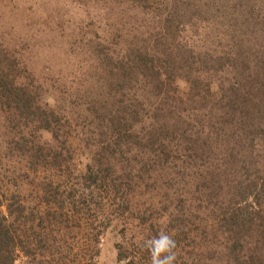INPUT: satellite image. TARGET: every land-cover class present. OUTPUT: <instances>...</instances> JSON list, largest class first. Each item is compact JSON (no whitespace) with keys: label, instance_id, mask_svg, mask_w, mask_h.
<instances>
[{"label":"trees","instance_id":"obj_1","mask_svg":"<svg viewBox=\"0 0 264 264\" xmlns=\"http://www.w3.org/2000/svg\"><path fill=\"white\" fill-rule=\"evenodd\" d=\"M186 5L185 0H175L169 12L174 15ZM141 6L150 8L152 3L142 0ZM206 7L209 12L211 4L207 2ZM200 11L205 10L189 8L181 19ZM168 26L170 30L174 28L173 22ZM219 41H216L218 46ZM106 49L101 48L99 53L107 63L112 58L109 65L119 74L114 78L117 85L124 83L129 87L146 75H161L156 67V55L130 50L119 57L117 53H109L110 47ZM220 50L221 58L213 55L209 61L206 59L209 55L203 57V65L213 66L214 73L204 66L198 70L196 62L200 60H193L192 54L183 66L190 65L189 72L194 73L192 91L201 94L202 87H206L207 93L197 94L202 102L199 108H208L203 100L209 102L206 100L209 96L221 92L220 95H233L231 114L225 118L228 134L224 133V137L214 134L208 128L211 121L203 116L190 122L192 125H187L180 136L173 137L169 125L165 128L159 122L157 126L156 120L161 115L147 107L149 99L146 102V95H137L138 90L134 91L135 95H122L117 103L113 96L109 100L86 95L85 84L71 97L67 114L47 107L39 101L35 88L27 82L20 83L26 67L0 41V111L5 115L2 128L5 150L7 156L17 157L20 168L24 167V171L0 181V264H16L20 255L26 257V264H99L96 261L99 245L113 217L124 219L125 225L120 229L124 238H132L139 228L148 230L147 237L157 235L161 229L171 235L177 243L174 264H185V254L191 261L205 264H264L258 243L255 249H247L251 234L264 227L259 209L264 203L261 199L264 181H252L249 163L242 161L243 152L233 145L235 141L229 140L234 137L233 131H227L234 121L240 139L237 146L241 148L264 136L263 124H250L251 130L246 133L247 125L244 128V123L236 122L234 98L239 95V83H244L241 78L255 66L240 61L243 48L232 54L227 49ZM202 71L210 80L202 79L199 74ZM173 72V69L166 71L167 78H172ZM228 74L234 80L233 88L223 85ZM260 92L264 95V85L248 92L251 107L255 102L251 97H257L254 94ZM224 108L219 107L220 115ZM93 128L100 136L99 144L93 143L98 149L79 166L72 165L75 151L70 141L84 135L89 141L86 133ZM42 133L55 144L41 141ZM198 149L208 154L200 158ZM213 153L219 156L217 163L209 161ZM162 170L163 177L158 174ZM224 181L230 182L224 184ZM149 182L153 187L157 182L166 187L162 190L164 207L159 217L154 206L144 212L133 207L137 187L144 184L148 188ZM180 182L184 183L183 189H174ZM254 190H257L256 201L250 204L247 200ZM105 210L109 213L106 223L95 225V219L85 221L87 216L99 217ZM206 214H211L213 219L207 221ZM209 233L214 234L212 243H206V251L201 253L197 236L199 241L210 242ZM124 245L116 244L119 262L127 260L129 251Z\"/></svg>","mask_w":264,"mask_h":264},{"label":"rangeland","instance_id":"obj_2","mask_svg":"<svg viewBox=\"0 0 264 264\" xmlns=\"http://www.w3.org/2000/svg\"><path fill=\"white\" fill-rule=\"evenodd\" d=\"M149 1L152 3L150 8L141 6L142 0H0V41L26 67L22 72V78H19L20 83L27 82L29 87L35 88L39 94V101L47 107H54L60 113L67 114L71 97L77 90L81 91L85 84L88 85L86 95H96V98L104 97L109 100L113 96L117 103L122 95H135L134 91L138 90L137 95H146V102L149 99L150 103H146L147 107L154 114L157 112L161 115L160 119L156 120L157 126L159 122L165 128L169 125L173 137L180 136L187 125H192L190 122L193 123L203 116L208 122L211 121L208 128L213 129L214 134L220 133L223 137L226 136L224 133L228 134L225 131L227 125L225 118L231 114L233 103L230 101L233 95H220L221 92L219 95L209 96L206 99L209 102L203 100L208 108H199L202 102L197 94L200 96L207 93L206 87H202L201 94L192 91L195 78L191 75L194 73L189 72L190 65H183L192 54L193 60H200L196 62L198 70L204 66L210 73H214L213 66L203 65V57L209 55L206 59L211 61L210 56L222 57L221 48L227 49L231 54L243 48L240 61L249 67H255L251 71L249 69V73L247 72L245 77L241 78V82L244 83H239V95L234 98L237 108L236 122L244 123V128L245 124L247 125L246 133L251 130L252 123L263 124L264 129V117H262L264 95L262 92L255 93L257 97H251L255 101L252 107L248 97V92L252 91V88L264 85V43L262 42L264 0H185L186 8L175 12L174 15L169 10L175 0ZM207 2L211 4L209 12H207ZM196 7L203 8L205 11L181 19L189 8L195 10ZM171 22L174 28L170 30L168 24ZM216 30H219V33ZM218 39L221 40L220 46L216 42ZM107 47L112 49L110 54L117 53L119 57L130 50L147 51L151 55H156L158 58L156 67L161 75H146L137 84L129 87L124 83L117 85L114 78L119 77V74L109 65V63L112 64V58H109L107 63L103 61L104 57L99 53L101 48L107 51ZM215 48H218L220 53L215 52ZM172 69L174 74L169 79L166 71L169 73ZM199 74L202 79L210 80L208 76H205L206 72L202 71ZM260 78L261 81H258ZM225 79L227 80L223 85L228 84L229 88H233L232 76L228 74ZM159 81H163L164 85H159ZM85 94L82 93V95ZM195 101L198 102L195 103ZM213 107L214 109L210 110ZM219 107H225L221 115ZM241 113L244 114L240 116ZM4 118L5 115L0 111V181L24 171V167L20 168L17 157L6 155L4 129H2ZM163 119L167 124L162 121ZM231 124V129L227 131H233L234 137H230L229 140H232V143L235 141L233 145L243 152L242 161L249 163L252 181L263 182L264 136L261 135L262 137L253 145L238 147L240 139L236 132L237 128L233 126L234 121ZM86 134L89 136V141L87 135L70 141L75 151L72 165L79 166L85 161V157L98 149L97 144H93H99L98 131L93 128ZM40 138L45 143L55 144L43 133ZM198 150L201 153L200 158L208 154L200 151L201 149ZM210 155V162L219 161L217 153ZM158 174L163 177L164 170ZM229 182L224 181V184ZM163 184L157 182L153 187V183L149 182L148 188L144 184L137 187L136 194L132 198L133 207L144 212L149 206H154L157 209V211L154 210L156 216L159 217L164 207L162 190L166 187ZM183 185L184 183L180 182L174 189H183ZM257 189L260 191L259 187ZM169 192L172 193L171 190ZM256 193L257 190L250 192L248 203L252 204L256 201ZM257 196L260 198L261 193ZM262 198L264 202V192H262ZM259 209L261 210L260 218H264V203ZM107 215L109 213L105 210L99 217L87 216L85 221L94 222L95 219V225H101L100 222H107ZM206 217L207 221L213 219L211 214H206ZM124 225L123 218H112L99 245L100 251L96 261L99 264H127L128 261L134 260L135 264H151L149 251L143 245L149 237L158 236L162 229L157 235L147 237L148 230L139 228L138 232L132 234V239L124 238L123 233L120 232L121 226ZM263 230L264 227L258 229V232L251 234L247 240L250 242L247 249H255L258 243L259 255L263 256L262 261H264ZM140 233H142V240ZM213 235V233L208 235L210 242L199 241L200 238L197 236L198 246L201 244L199 247L202 249L201 253L206 251V243H212ZM131 239L132 244L135 243L133 247L130 246ZM118 242L125 244L124 246L128 248L125 262H119L117 259L116 244ZM222 242H224L223 239ZM26 262V257L22 255L16 260V264H26ZM184 262L185 264H205L200 261H191L187 254H185Z\"/></svg>","mask_w":264,"mask_h":264},{"label":"clouds","instance_id":"obj_3","mask_svg":"<svg viewBox=\"0 0 264 264\" xmlns=\"http://www.w3.org/2000/svg\"><path fill=\"white\" fill-rule=\"evenodd\" d=\"M151 256V264H174L177 260V243L171 235L161 232L158 236L144 242Z\"/></svg>","mask_w":264,"mask_h":264}]
</instances>
